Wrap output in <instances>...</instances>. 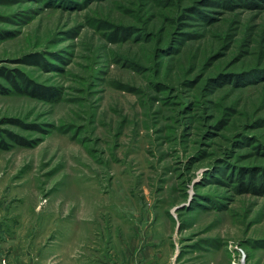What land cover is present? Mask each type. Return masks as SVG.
<instances>
[{"label":"rangeland","instance_id":"obj_1","mask_svg":"<svg viewBox=\"0 0 264 264\" xmlns=\"http://www.w3.org/2000/svg\"><path fill=\"white\" fill-rule=\"evenodd\" d=\"M2 67L55 94L0 92V129L36 141L3 134L0 233L83 264L137 231L170 264H264V0H0Z\"/></svg>","mask_w":264,"mask_h":264},{"label":"crops","instance_id":"obj_2","mask_svg":"<svg viewBox=\"0 0 264 264\" xmlns=\"http://www.w3.org/2000/svg\"><path fill=\"white\" fill-rule=\"evenodd\" d=\"M73 236L77 237L75 231ZM53 239L50 241L53 244L44 243V246L34 248L31 252L22 243L18 242L17 231L0 233V264H3L4 260L7 264H53L50 263V257L57 258L58 264H65L66 257L72 259L74 264H83L78 248L74 247V249L67 250L64 243L58 242L60 246L51 249V246L55 245L57 241L55 236H53ZM60 239H62V236ZM31 241L37 242L36 239ZM162 242V240H157L152 232L137 231L125 244L121 251L123 260L117 264H170L169 259H163L165 247ZM28 255L30 256L28 257ZM61 260L63 261L61 262ZM101 262V264L108 263L107 260Z\"/></svg>","mask_w":264,"mask_h":264},{"label":"trees","instance_id":"obj_3","mask_svg":"<svg viewBox=\"0 0 264 264\" xmlns=\"http://www.w3.org/2000/svg\"><path fill=\"white\" fill-rule=\"evenodd\" d=\"M205 5H207V4H205ZM25 62L37 63V64H40L41 66L45 67V66H47L48 60H45L44 56H42L41 54H36V56L25 59ZM48 64H49V62H48ZM0 76L4 77L5 80H7L10 83V85L12 86L10 88V87L5 86L2 83H0V92L3 94H9L11 92H16V93L23 94V95L35 96L38 98H42L44 100H49L52 96H54L53 94H55V92L53 90H50L51 88H48V87H46L40 83L39 84L35 83L32 79H30L29 77L24 75V73L19 69L8 70V69H5L2 67V68H0ZM9 121L10 122H17L22 126L25 125L24 123H22L18 119H9ZM25 126H28V125H25ZM30 126L33 128H38L40 131L46 130V129H43V127L39 123L30 125ZM6 132H7V135L15 143H17L21 146L31 147V146H34L36 144V141H30V140L26 139L25 137H17L16 135H14L10 131L0 129V149H2V150H6V149L13 146L12 143H8L5 141V139L3 137L5 135H3V134L4 133L6 134ZM15 143H13V144H15ZM253 172H251V174H250L251 175L250 177H252V182L250 181L249 185L252 186L254 184L253 183L254 179H257V180H260L259 185L263 186L264 181L257 178V175H255Z\"/></svg>","mask_w":264,"mask_h":264},{"label":"built area","instance_id":"obj_4","mask_svg":"<svg viewBox=\"0 0 264 264\" xmlns=\"http://www.w3.org/2000/svg\"><path fill=\"white\" fill-rule=\"evenodd\" d=\"M3 264H6V261L5 260L3 261Z\"/></svg>","mask_w":264,"mask_h":264}]
</instances>
